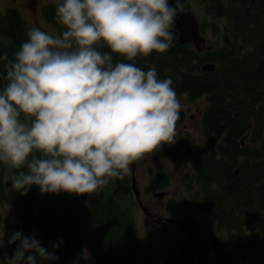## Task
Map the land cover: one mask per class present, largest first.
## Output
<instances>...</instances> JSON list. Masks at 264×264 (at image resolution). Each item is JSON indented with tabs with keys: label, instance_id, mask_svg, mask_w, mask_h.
I'll use <instances>...</instances> for the list:
<instances>
[{
	"label": "clouds",
	"instance_id": "obj_1",
	"mask_svg": "<svg viewBox=\"0 0 264 264\" xmlns=\"http://www.w3.org/2000/svg\"><path fill=\"white\" fill-rule=\"evenodd\" d=\"M182 0H56L61 35L30 28L7 54L6 86L0 90V164L18 170L12 188L41 193L99 195L130 165L176 142L182 108L171 78L136 66L138 55L166 52ZM95 45H106L103 53ZM126 58L113 64V56ZM0 236V247L3 246ZM20 241L11 264L56 260L34 237ZM55 247V246H54Z\"/></svg>",
	"mask_w": 264,
	"mask_h": 264
},
{
	"label": "trees",
	"instance_id": "obj_2",
	"mask_svg": "<svg viewBox=\"0 0 264 264\" xmlns=\"http://www.w3.org/2000/svg\"><path fill=\"white\" fill-rule=\"evenodd\" d=\"M202 1L200 32L211 48L198 53L190 44H179L172 28L176 39L166 52L138 55L135 63L142 70L144 66L155 68L158 79L171 78L177 96L186 95L191 101L206 96L203 126L207 144L213 149L218 142L225 161L202 162L196 169L197 178L204 186L218 182L227 202L233 203L228 209L242 210L250 225L253 202L258 212L264 211V0ZM15 2L11 0L5 11L0 10V33L20 49L30 28ZM55 14L46 13L50 22L53 17V24L59 23ZM98 50L111 53L106 45ZM8 54L15 59L12 52ZM112 56L113 64L132 63ZM5 63L0 65V90L7 84ZM209 63L215 70L203 71L202 66ZM174 155L171 149L164 153V157ZM17 171L0 164V205L16 211L24 237H34L58 257L42 260L33 251L25 253V259L34 255L36 264H78L87 249L97 264L148 263L146 254L141 260L137 255L130 215L121 212L110 196L104 194L89 205L87 194H42L35 185L21 195L12 186L2 185L5 175ZM234 220L225 218L224 228ZM239 229L252 245L254 229L252 233ZM260 231L264 237V229ZM19 244V240L11 244L10 262Z\"/></svg>",
	"mask_w": 264,
	"mask_h": 264
},
{
	"label": "flooded vegetation",
	"instance_id": "obj_3",
	"mask_svg": "<svg viewBox=\"0 0 264 264\" xmlns=\"http://www.w3.org/2000/svg\"><path fill=\"white\" fill-rule=\"evenodd\" d=\"M23 1L26 2L33 13H37L38 0ZM177 98L180 102L186 100L185 95L177 96ZM202 99H204L207 104V98L204 95L196 100L190 101L197 108L198 103ZM190 101L187 99V102ZM207 106L208 105H206L205 110ZM205 110L197 108V112L201 113V120L204 116ZM185 115L186 113L181 110L180 119L176 123V129L180 128V124L185 123ZM186 129H188L187 126L184 131H186ZM197 132L201 134L200 137L202 140L196 144L190 143L189 135L187 133H180L181 139L184 141L181 142L185 149V152L183 153L178 145H165L162 147V150L157 149L154 152L155 156L160 160L169 161L176 166L180 165V167H178L180 170L178 178L173 179L170 175L168 186L159 189L156 187V180L154 179L155 189L143 190L142 188H139V183L141 181L139 182L138 179L136 180L142 205L146 209L148 215L143 212L142 208L137 203L135 194L132 195L136 205L144 215L143 222L146 231H148V233H156L157 235L162 234L163 236H167L172 232L174 235L172 238H175V244H173L174 255L177 247L186 242L185 234L179 231V224L178 222H175L191 223L189 231L192 235V249L195 255L196 264H216L213 261H218L217 259L220 260L219 257L227 256L230 258L231 256L228 255L233 254L240 256L244 263H246L248 259L252 261L257 257L258 253L260 254L258 257L264 255L262 247L264 244V237L260 231L263 229L262 221L264 219V211L258 212L257 202H253L251 224L247 225L245 222V213H243L242 210H236L234 212L228 209L230 206H233V203L231 200L227 202L225 199V192L218 182L209 183V185L205 186L202 185L199 181V177L197 178L196 175V169L200 167L201 163L204 161H219L224 164L225 160L218 142H214L216 146L213 149L207 144L203 123L202 130L198 129ZM170 149L175 150V155L173 157H164V153ZM136 166L137 164H135V167ZM239 169L240 166L237 167L235 175L236 172H239ZM146 173L147 171H145V174ZM149 174L155 177L151 169H149ZM168 188H171V190L168 191ZM158 192L164 193V196L162 198L155 197L154 195ZM149 197H152L153 200H162L164 204H156V207H153L150 205L149 201H147V198ZM96 200L97 199H95V201ZM92 204L89 202V205ZM225 218L230 220L235 218L234 222H229L226 226L233 231L226 232L224 228ZM165 219H171L175 222L170 223ZM242 219L244 220V223H241ZM240 226L243 230H245V228L247 230L254 229V232H258L256 240L251 242L252 245H250L248 239L242 237L239 229ZM226 233H232L235 237L229 239L231 236H225ZM212 237H216L218 239L217 242L220 243L221 246H213L211 242ZM242 242L244 243L243 246L241 245ZM251 249H253L255 253H253Z\"/></svg>",
	"mask_w": 264,
	"mask_h": 264
},
{
	"label": "rangeland",
	"instance_id": "obj_4",
	"mask_svg": "<svg viewBox=\"0 0 264 264\" xmlns=\"http://www.w3.org/2000/svg\"><path fill=\"white\" fill-rule=\"evenodd\" d=\"M11 0H0V10L5 11L8 4H10ZM15 6L19 9L23 21L28 25L29 28L32 27H38L42 31L48 32L52 34L53 36L61 35L62 30H65V27L61 25L60 23L53 24V17L52 21L50 22L47 17L46 13H56V0H39L38 6H37V13H33L32 10L28 7L25 1L23 0H17L15 2ZM203 8H204V2L202 0H188L186 4L184 5V8L182 7L180 10L183 11H191L195 17L199 20L202 17L203 14ZM16 45H14L10 40H8L6 37L1 35L0 33V56H3L4 54H7L8 59L11 60L12 58L9 57L8 53H13L19 51V48ZM98 49L102 48L100 45H95ZM5 61L0 60V65H3ZM144 71H147L146 66H144ZM185 101L181 102L182 108L181 110L186 113L185 115V123L180 124V128L176 129V142L171 145H178L181 152H185V149L181 142H184L181 139L180 133L184 132L189 135V140L191 144H196L201 142L202 138L200 137V133L197 132L198 129L202 130V120L200 119L201 113L197 112V108H201L205 110L206 102L204 99H202L198 103V107L196 108L193 103L188 99V97L185 95ZM187 99L190 102H187ZM188 127L186 131H184L185 127ZM205 134V132H204ZM170 145V144H165ZM163 145V146H165ZM162 146V147H163ZM137 166L135 167V164L133 163L130 165V173L124 177V179H111L109 183L104 186L100 191L99 195L92 194L89 195V202L92 204L95 199L100 198L102 195H108L110 196L116 205L118 206L119 210L129 214L134 228L135 237L137 240V255L139 259L141 260L142 257L146 254L148 256V263L147 264H163V261L173 255L174 252V245L175 244V238H172L174 236L172 232L167 235L163 236L162 234H156V233H148L146 231V228L144 226L143 218L144 215L136 205V202L134 200V197L130 193L131 190V178H135V181L138 179L139 188L143 190H152L155 189V182L156 180V187L161 189L162 187H166L169 184L171 175L173 179L178 178L179 176V168L180 165L176 166L172 164L169 161H162L157 156H155V153H151L148 155H145L141 160H138L135 162ZM177 168V169H176ZM149 169H151L152 173L155 175L149 174ZM145 171L147 173L145 174ZM10 176L5 175L2 181L3 186H7L8 183H10ZM158 181V182H157ZM137 185V182H136ZM168 191L171 190V188L167 189ZM97 196V197H96ZM168 199V198H167ZM147 201H149L150 205L153 207H156L157 205H163L164 202L162 200H153L152 197L147 198ZM135 204V207H134ZM127 208V210L125 209ZM0 236L3 235V246L0 247V264H11L10 262V246L11 244L8 243L9 239L15 232H21V224L18 219V216L16 214V211L10 207H2L0 205ZM264 225V219H263ZM234 229V228H232ZM264 229V226H263ZM226 232L233 231L230 228H225ZM246 233H252L251 229L247 230L245 228ZM255 234V240L258 236V232H254ZM225 236L234 238L235 236L232 235V233H226ZM167 237V238H165ZM253 238V239H254ZM252 239V240H253ZM17 242V241H16ZM242 246L244 243L242 242ZM260 247V246H259ZM263 250H264V244H263ZM261 248V247H260ZM254 252L253 249H251ZM196 252V250H195ZM258 253V251H257ZM258 255H260L258 253ZM229 257H219L217 259L218 261H213L216 264H264V255H261L259 257H256L254 260L248 259L246 263H244L240 256L237 254L228 255ZM78 264H97L94 257L91 255V253L85 249L83 254L80 257V261Z\"/></svg>",
	"mask_w": 264,
	"mask_h": 264
},
{
	"label": "water",
	"instance_id": "obj_5",
	"mask_svg": "<svg viewBox=\"0 0 264 264\" xmlns=\"http://www.w3.org/2000/svg\"><path fill=\"white\" fill-rule=\"evenodd\" d=\"M255 1V0H251ZM175 0H169V4H174ZM187 0H182V7L186 4ZM181 7V8H182ZM173 29L177 33L178 37L176 41L181 45L190 44L194 47L196 52L200 53L205 49H208L206 44L205 37L200 32V24L195 15L190 11L179 10V14L175 18V22L173 25ZM216 66L214 64H205L202 66V70L205 72H213ZM237 174V172H236ZM9 186V183H8ZM131 186L133 191L135 192V198L139 206L142 208L143 212L146 213V209L143 207L140 193L137 189L135 178H131ZM157 198H162L164 193H159L154 195ZM148 215V213H146ZM166 221L173 223L174 220L165 219ZM179 224V231L183 232L186 236V242L180 244L177 247L176 253L173 256L167 257L163 264H196L195 255L192 249V235L189 231V227L191 223H184L176 221L175 223ZM218 239L216 237L211 238V242L213 246H221L220 243L217 242Z\"/></svg>",
	"mask_w": 264,
	"mask_h": 264
},
{
	"label": "bare ground",
	"instance_id": "obj_6",
	"mask_svg": "<svg viewBox=\"0 0 264 264\" xmlns=\"http://www.w3.org/2000/svg\"><path fill=\"white\" fill-rule=\"evenodd\" d=\"M209 48V47H208ZM211 48V47H210ZM137 162V161H136ZM135 163V162H134ZM238 174V173H237ZM137 186H138V184H137ZM139 191V190H138ZM130 193H134L135 194V192L133 191V189L132 190H130ZM159 193V192H158ZM158 193H156V194H158ZM101 195H103L102 193H101ZM97 197V196H96ZM97 199V198H96ZM119 209V208H118ZM125 209L127 210V208L125 207ZM122 212V211H121Z\"/></svg>",
	"mask_w": 264,
	"mask_h": 264
}]
</instances>
